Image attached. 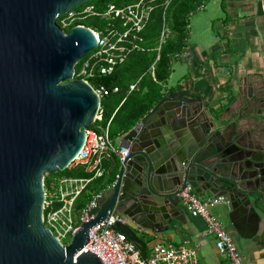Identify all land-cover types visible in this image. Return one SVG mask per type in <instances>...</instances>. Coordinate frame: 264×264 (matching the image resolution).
<instances>
[{
  "label": "water",
  "instance_id": "water-1",
  "mask_svg": "<svg viewBox=\"0 0 264 264\" xmlns=\"http://www.w3.org/2000/svg\"><path fill=\"white\" fill-rule=\"evenodd\" d=\"M85 1L0 0V264H104L82 250L90 229L111 213L157 230L180 213L184 182L198 193L221 180L208 162V139L197 134L204 125L185 95L177 100L171 93L122 135L120 146L130 154L95 217L67 245L45 226V177L66 170L79 153L100 103L86 81L74 78L96 36L81 24L65 32L57 23ZM245 160L241 169L256 170ZM244 206L231 217L242 216Z\"/></svg>",
  "mask_w": 264,
  "mask_h": 264
},
{
  "label": "crops",
  "instance_id": "crops-1",
  "mask_svg": "<svg viewBox=\"0 0 264 264\" xmlns=\"http://www.w3.org/2000/svg\"><path fill=\"white\" fill-rule=\"evenodd\" d=\"M222 1L214 2L208 16L197 18L199 30L193 31L190 17L186 50L173 59L164 93H174L177 100L185 95L193 117L204 125L197 134L208 139V162L221 180L213 178L212 189L198 191L200 197H225L211 206L217 207L213 214L248 264H264V0H224L225 6ZM121 131L113 130L115 145L121 144ZM243 159L256 170L241 169ZM106 163L104 176L95 184L105 194L121 165ZM241 202L245 213L232 218ZM178 207L180 213L157 230L129 221L130 227L122 229L144 256L157 243H188L198 248L200 264H231L218 252L214 238L203 236L205 219L189 213L180 200Z\"/></svg>",
  "mask_w": 264,
  "mask_h": 264
},
{
  "label": "built area",
  "instance_id": "built-area-1",
  "mask_svg": "<svg viewBox=\"0 0 264 264\" xmlns=\"http://www.w3.org/2000/svg\"><path fill=\"white\" fill-rule=\"evenodd\" d=\"M175 1L111 0L97 4L95 0H88L58 15L57 23L65 32H70L75 25L81 24L90 29L98 41L97 46L77 63L74 72V78L86 81L99 96V108L93 124L103 118L102 99L112 92H119L120 88L115 86L110 90L105 85H96L92 79L97 74H113L117 66L124 63L129 55L149 50L145 31L155 12H159L160 34L155 47L158 54L151 67L154 74L155 63L160 59L163 45L174 35L168 13ZM89 18L97 20L98 23L85 24L84 21ZM141 79L142 77L130 85L129 93L138 89ZM116 112L117 110L102 132L96 131L92 127L93 124L85 129V142L67 167L73 171L83 170L90 176L59 174L53 175L47 182V175L45 177L44 224L63 245L71 242L82 223L95 217L106 191L99 188L79 209L76 207L78 199L89 190L95 180L104 176L106 162L113 161L115 157L119 162H123L129 157L130 148L115 145L110 134V126ZM115 185L116 180L110 188ZM177 196L189 213L205 219L207 228L203 236L214 238L220 254L225 255L231 264H248L224 224L210 212L212 205L225 200L224 196L202 198L189 181L177 189ZM127 225L128 218L125 215L111 213L107 221L90 229L89 241L82 252L86 249L93 252L104 264H200L198 248L188 243H157L149 255L144 256L128 233L122 229ZM68 236L70 241L66 243L63 239Z\"/></svg>",
  "mask_w": 264,
  "mask_h": 264
},
{
  "label": "trees",
  "instance_id": "trees-1",
  "mask_svg": "<svg viewBox=\"0 0 264 264\" xmlns=\"http://www.w3.org/2000/svg\"><path fill=\"white\" fill-rule=\"evenodd\" d=\"M106 1L111 0H95L97 4H103ZM210 1L211 0H176L171 5L168 19L174 35L163 45L160 51V59L155 63L154 74L152 73L151 67L158 54L155 47L158 44L157 39L160 34L161 14L159 12H155L152 21L145 31V38L147 39V44L150 49L144 52H134L129 55L124 63L117 66L113 74H97L92 79L93 83L96 85H105L110 90L115 86L120 88L119 92H112L102 99V107L104 108L103 118L92 125L96 131L102 132L112 114L117 110L112 125L115 124V128L122 130L121 132H126L134 127L154 107L166 99L168 94L164 93V83L170 75L173 59L180 57L186 50L190 35V17L198 10L199 6H205ZM222 6H225L224 0L222 1ZM95 23H98V21L95 20ZM140 77H142V79L138 85V89L129 93L130 85L136 82ZM110 134L113 137L112 127H110ZM114 161H116V163L119 162L117 157L114 158ZM59 174L90 176L89 173L83 170L73 171L68 169L54 175ZM51 177V174L46 177V182ZM96 181L97 180H95L89 190L78 199L77 209L88 202L93 192L98 190L95 187Z\"/></svg>",
  "mask_w": 264,
  "mask_h": 264
},
{
  "label": "rangeland",
  "instance_id": "rangeland-1",
  "mask_svg": "<svg viewBox=\"0 0 264 264\" xmlns=\"http://www.w3.org/2000/svg\"><path fill=\"white\" fill-rule=\"evenodd\" d=\"M216 1V0H215ZM214 0L211 2V4H210V2H208L206 5H208L207 6V9L206 10H200V9H203V8H205V6L203 5V6H199V8H198V10L196 11V12H194L192 15H191V22H192V27H193V31H196V30H199V28L197 29L196 28V21H197V18L199 17V16H202V15H205V16H208V13H210V11H211V6H214L213 4H214V2H215ZM85 23H87V24H89V25H91L92 23H95V20H93V18H89V19H87V20H85ZM114 125V126H113ZM112 125V123H111V126L110 127H112L113 128V130H114V128L116 127V125L115 124H113ZM48 176H50V174H47V177ZM51 176H53V175H51ZM216 208L217 207H210V212L213 214L214 213V210H216ZM219 220V219H218ZM223 220V219H222ZM220 221V220H219ZM224 221V220H223ZM224 223H225V221H224ZM66 243H68L69 241H70V236H68L67 238H64L63 239Z\"/></svg>",
  "mask_w": 264,
  "mask_h": 264
}]
</instances>
